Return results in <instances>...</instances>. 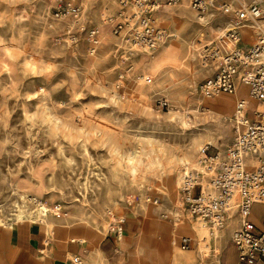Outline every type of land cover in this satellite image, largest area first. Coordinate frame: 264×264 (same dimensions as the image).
Returning <instances> with one entry per match:
<instances>
[{
    "label": "rangeland",
    "instance_id": "obj_1",
    "mask_svg": "<svg viewBox=\"0 0 264 264\" xmlns=\"http://www.w3.org/2000/svg\"><path fill=\"white\" fill-rule=\"evenodd\" d=\"M81 1L83 21L103 31L94 54L78 24L53 15V0H0V224L44 225L45 214L104 234L146 213L198 227L204 256L238 223L212 229L196 219L179 185L186 169L203 170L202 181L210 174L199 164L203 145L231 143L236 98L226 117L219 101L237 94L199 91L202 20L189 0L163 5L154 17L172 37L145 50L107 24L119 0ZM220 14L214 6L205 14L210 34L229 19ZM253 211L264 220V204Z\"/></svg>",
    "mask_w": 264,
    "mask_h": 264
},
{
    "label": "built area",
    "instance_id": "obj_2",
    "mask_svg": "<svg viewBox=\"0 0 264 264\" xmlns=\"http://www.w3.org/2000/svg\"><path fill=\"white\" fill-rule=\"evenodd\" d=\"M53 1V15L58 19L69 17L78 24L86 35L89 53L94 54L103 31L100 25H87L83 21L82 1ZM178 1L119 0L117 11L109 14L106 22L113 33L123 34L133 45L154 50L172 37L156 23L154 13L163 5ZM189 1L202 20L194 42L207 74L199 91L206 97L221 93L238 97L231 116L234 128L231 143L224 150H211L210 144L200 148L199 164L210 174L202 181L203 170L186 169L179 185V197L193 217L212 229L222 228L230 219L237 218L232 239L239 259L246 264H264V227L251 217L254 205L264 204V0ZM213 6L229 21L210 34L205 14ZM247 28L260 33L248 41ZM70 38L77 40L78 36L72 34ZM240 88L256 102L254 106H250ZM258 103L263 107L259 108ZM181 246L190 248L191 238L183 236ZM83 263L81 254H74L66 262Z\"/></svg>",
    "mask_w": 264,
    "mask_h": 264
},
{
    "label": "crops",
    "instance_id": "obj_3",
    "mask_svg": "<svg viewBox=\"0 0 264 264\" xmlns=\"http://www.w3.org/2000/svg\"><path fill=\"white\" fill-rule=\"evenodd\" d=\"M252 32L249 41L256 38L257 30ZM237 97L229 100L234 102ZM249 102L256 104L251 98ZM252 214L253 220L264 227V220L254 211ZM51 216L41 217L50 227L58 222L54 216L49 219ZM234 223H238L237 218L230 219L227 225ZM45 224L36 221L0 224V264H66L74 254L82 255L83 264H246L239 259L232 235H227L226 230L213 237L209 253L203 256L199 251L198 227L197 235L196 228L189 224L176 227L146 213L129 215L122 222L121 232L115 228L104 234L89 227L58 225L49 233ZM183 236L191 238L190 248H182Z\"/></svg>",
    "mask_w": 264,
    "mask_h": 264
},
{
    "label": "bare ground",
    "instance_id": "obj_4",
    "mask_svg": "<svg viewBox=\"0 0 264 264\" xmlns=\"http://www.w3.org/2000/svg\"><path fill=\"white\" fill-rule=\"evenodd\" d=\"M182 1V0H181ZM184 11V10H183ZM156 12V11H155ZM155 14V13H154ZM260 32L257 30V33H256V36H257V34H259ZM251 36H252V30L251 29H248L247 28V30H246V34H245V37H247V38H251ZM201 64H202V67L206 70L207 69V67L205 66V63L202 61L201 62ZM247 93V92H246ZM222 94V93H221ZM227 94V93H226ZM235 96V95H234ZM213 97V96H212ZM216 97V96H215ZM229 98L230 97H225V98H222L221 100H222V102L221 101H219V106L221 107V109H223V112L222 113H220L218 110H213L212 108H209V109H211V111H215V114L216 115H219V113L221 114V116L222 117H226L227 116V114L225 113V111H227L228 109H229V105H231V100H229ZM248 101H250V97L247 95L246 97H245ZM218 101V100H217ZM251 104V103H250ZM251 106H253L252 104H251ZM257 106L259 107V108H262L263 107V105L262 104H260V103H258L257 104ZM216 108V107H215ZM219 109V108H218ZM220 110V109H219ZM157 200H158V198H156ZM154 201V200H153ZM155 202V201H154ZM252 215L253 214H251V217H252ZM254 217V216H253ZM122 219H124V217L123 218H121L120 219V222H119V224H118V227H116V229L119 231V232H121L122 231V222H121V220Z\"/></svg>",
    "mask_w": 264,
    "mask_h": 264
}]
</instances>
